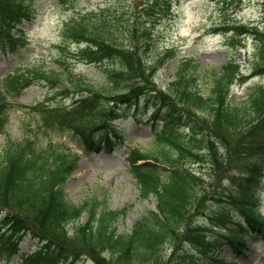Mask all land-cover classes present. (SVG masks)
Returning <instances> with one entry per match:
<instances>
[{"label": "trees", "instance_id": "trees-1", "mask_svg": "<svg viewBox=\"0 0 264 264\" xmlns=\"http://www.w3.org/2000/svg\"><path fill=\"white\" fill-rule=\"evenodd\" d=\"M27 1L0 0V47L12 39V28L30 18ZM158 12L165 15L167 9ZM147 23L148 20L139 24L124 22L105 10L79 13L66 22L62 28L65 38L86 43L78 47L82 60L111 64L103 73L101 85L72 81L74 92L82 95L68 110H47L39 122L58 134H71L87 149H98L102 141L110 144V133L121 134L112 124L120 116L117 106L143 100L152 102L153 117L162 114L166 123L183 128L155 133L148 150L135 147L129 155L140 196L153 197L158 212L143 214L129 232L118 230L116 223L125 214L124 209L110 210L95 200L79 206L66 200L63 185L75 167L74 153L61 150L59 144L38 147L33 140L8 141L0 152V205L11 213L1 217L0 225L6 230L1 237H8L0 245L6 246L4 252L10 249L15 253L24 234L42 242L36 252L23 259V264H76L89 259L92 264H162L159 255L165 243L173 244L174 264H209L207 259H218L219 255L213 253L221 243L241 251L247 233L258 232L264 237V217L247 202L248 195L237 197L246 199L241 203L233 199L239 191L247 192L248 186L263 172L264 84L248 87L234 100L230 87L240 75V63L231 59L216 70L185 59L177 65L174 79L165 90L156 87L152 79L155 70L172 54L165 50L153 65H147L145 55L153 47V24ZM230 29L232 41L244 33L255 39L251 69L253 74H264V31L244 24L232 25ZM25 75L6 77L4 89L17 91L27 81ZM40 76L49 82L59 77L52 70L42 71ZM6 114V108L0 104V132ZM224 130L241 132L233 149ZM244 136L247 140H242ZM220 145L224 148L222 155L216 151ZM203 150H209L208 154ZM232 152L237 153L235 160L240 159L234 177L239 179L237 186L233 185L236 188L216 185L210 190L202 185L201 180L207 177L202 170L193 169V165L201 166L210 160L216 171L208 172V180L213 175L216 180ZM139 158L150 161L137 163ZM208 195L215 202L232 201L240 205L243 220L235 222L238 231L215 230L214 237H208L206 231L213 227L189 222L193 216L204 213ZM83 212L86 220L74 224ZM220 213L216 216L218 220L235 221L230 213ZM182 235L186 239L178 242ZM100 254L111 255L112 260Z\"/></svg>", "mask_w": 264, "mask_h": 264}, {"label": "rangeland", "instance_id": "rangeland-1", "mask_svg": "<svg viewBox=\"0 0 264 264\" xmlns=\"http://www.w3.org/2000/svg\"><path fill=\"white\" fill-rule=\"evenodd\" d=\"M152 1L154 0H69L64 4L56 5L55 0H34L35 20L33 24L26 26V44L23 43L20 45L21 47H18L21 52V59H23L21 66L25 68L27 66L30 68L42 66L65 74L69 69L73 70V74L81 75L86 81L96 85L101 84V66L78 61L75 54V43L65 41L61 35L63 21L78 9L99 10L104 7H107L106 11L111 15H116L124 22L132 23L135 21L139 24L145 20L153 21L157 16L156 10H145ZM160 2L158 1V4ZM171 2L172 15L157 22L154 51L145 55L147 65L151 66L158 57V52H161L164 47L176 46L175 58L161 65L154 74L153 81L156 87L165 88L173 78L179 60L186 56H192L202 66L211 68L219 67L225 63L230 53H233V57L241 62L242 71L245 72V75L249 74L254 40L246 37L242 41L243 48L234 50L227 43L228 34L217 28L235 20H240L243 23H259L263 26L264 0H171ZM126 44L129 46V40L126 41ZM11 53L13 52L9 51V55H0V78L13 67ZM105 63L108 64V62ZM72 76V73L65 75L66 84ZM204 81L203 86L206 87L207 83ZM256 82L264 83V77L250 78L247 83H241L240 79L234 81L231 98L235 100L243 95L247 87ZM39 100L51 104L65 101L56 92L40 83L27 87L19 96L10 99L14 107L9 111L5 134H0V149L6 138L9 137L18 141L25 136L28 132L25 125L32 124L34 116L29 106ZM66 100L69 101V99ZM135 113L138 117L134 115ZM149 113L150 111H143L142 109L125 108L126 118L120 119L125 133L124 142L115 141L111 149L105 148L99 153L87 154L66 138L71 148L80 153L77 168L68 177L64 185L68 200L76 204H81L85 200H100L105 202L110 209L126 208L125 216H120L117 221L119 229L130 230L145 211L156 208L153 198L142 199L140 197L136 180L130 173L126 160L128 149L134 144L140 145L144 149L149 148V143L153 138L151 122L147 121ZM161 127L162 123L157 126V130H160ZM170 128L169 125L166 127L167 130ZM224 133L232 144L231 149H233L241 132L224 130ZM38 138L41 143H45L46 139L41 133H39ZM242 140H247V138L244 136ZM215 144L219 146L216 141ZM216 151L222 155L224 152L223 146L220 145L216 148ZM202 152L208 154L209 150H203ZM236 158L237 153L232 152L228 158L229 160L225 161L222 169H219L220 175L216 180L214 175L212 180H208V172L216 171V167L213 166L210 160L203 162L201 166L195 164L193 169H201L205 173L204 176L207 179L203 178L201 180L202 185L208 186L210 190L216 185L233 189L232 186H237L239 180L234 178L238 174V164L240 162V159L235 160ZM146 161L150 160L140 158L136 160L137 163ZM248 192L251 194L254 192L258 198L256 207L264 216V175L260 177L259 184L255 188L252 187ZM209 197L208 195L203 205V212L210 216L214 215V219L203 218L199 213L196 219L193 216L189 222L191 223L193 220L194 223L206 221L207 226L216 224L214 226L224 232H235L238 227L234 223L219 221L216 216L220 211H225L241 218L239 208L229 202L217 204ZM84 218V216L81 217L80 221H83ZM211 234L210 231H207L208 236H211ZM184 239L186 237L182 235V237H178L177 241L182 242ZM247 243L248 246L245 247L242 254L237 252V249L234 250L227 246L226 243L222 244L219 257H222L223 261L208 260L209 264H262L264 240L255 234L248 237ZM36 249L35 240L26 237L19 245V253L10 256L0 253V264H21V254H28ZM216 253L218 252L216 251ZM172 254L173 244H163L159 255L163 258L162 264H174L175 258L172 257ZM100 256H106L107 259L112 260L111 255L100 254ZM152 262L154 261L152 260ZM77 264L85 263L79 262Z\"/></svg>", "mask_w": 264, "mask_h": 264}]
</instances>
